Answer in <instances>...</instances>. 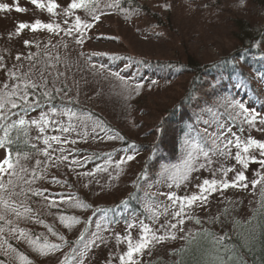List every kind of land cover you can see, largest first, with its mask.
Returning a JSON list of instances; mask_svg holds the SVG:
<instances>
[{"label": "rangeland", "instance_id": "rangeland-1", "mask_svg": "<svg viewBox=\"0 0 264 264\" xmlns=\"http://www.w3.org/2000/svg\"><path fill=\"white\" fill-rule=\"evenodd\" d=\"M134 1L145 5L159 18L145 15L131 24L124 18L129 16L120 14L116 9L120 0H37L36 4L32 0H0V4L9 6V10L0 9V98L19 104V97L28 89L30 100H42L32 112H17L15 119H24L30 127L31 141L36 145L37 153L11 161L18 175L0 173V180L9 190L0 191V197L8 200L10 205L6 209L0 203V215L5 216V220L0 221V264H82L84 255L87 259L83 264H125L120 257L129 250L126 237L131 238L133 244L137 243L142 238L144 227L161 236L176 237L162 239L152 245L151 251L146 249L142 256L136 254L133 257L138 264H152L158 257L170 259L173 252L200 227L214 228L220 234L230 235L233 219L248 217L257 204L262 185L252 184L251 181L259 179L258 173L264 176V166L258 163L264 157L260 156V150L255 146L244 153L245 143L239 137L238 129H229L228 125H224L228 119L224 121V117L217 116L214 126L205 124V133L213 142L217 126L222 124L224 134L218 143L221 146L227 143L225 137L233 140V144L228 146L231 155L221 156L216 151L205 157L196 136L191 134L182 161L170 168L160 169L161 174L156 181L142 186L143 215L134 216L127 224L117 223L110 227L104 217L91 219V208L87 210L86 205L76 206L77 203L82 205L79 194H84L93 207L115 204L129 196L132 179L140 172L148 152L121 154L116 147L124 139L134 146L155 142L159 136L156 124L163 111L182 95L181 86H166L160 93L156 92L162 96L148 99V103L147 99L137 100L140 110L137 114L133 113L123 104L130 105L129 98L141 89L124 79H116L92 60L124 57L122 67L130 69L132 65L138 67L143 59L148 58L182 59L183 51L177 45H181L180 41L169 42L174 37L165 27L171 17L177 24L176 34L184 39L189 50L203 63L211 62L235 48L236 43L230 39L225 26V17H230L228 11L239 17H248L251 9L249 0ZM71 3H78L81 7L72 9ZM52 5L56 7L49 12ZM17 8L24 11H17ZM201 10L214 17H204ZM215 12L218 15H214ZM207 18L210 20L206 21ZM77 19L81 22L79 25ZM211 19L214 23L209 25ZM37 21L41 25L52 23L54 28L37 27L34 30L31 25ZM21 23L30 26L20 29ZM87 24L91 27H84ZM68 29H72L71 33ZM81 36L82 43L78 42ZM188 77L181 76L177 80L182 82ZM33 84L39 87L32 88ZM54 89L63 91L57 93ZM44 91L55 98L42 99ZM77 102L85 109L101 113L103 118L95 119L100 124L107 123V130L103 131L100 125H91V122L86 126L78 124L74 110ZM10 107V104L6 105V109ZM53 108L55 111H52ZM41 118L44 120L42 124H32V121H40ZM69 126V132L60 130ZM40 127L45 131L40 132ZM113 133L120 139H109L110 136L116 137ZM247 134L258 142H264V125L258 122L248 129ZM52 136L61 139L53 141ZM236 137L241 141L239 149L235 146ZM44 138H49L50 146L44 144ZM45 151L49 155L45 156ZM237 152L248 160L247 167L236 160ZM6 153L0 147V162L6 158ZM107 153L112 154L108 155L109 159L105 156ZM98 154L103 155L105 161L92 164L91 155L98 157ZM130 155L134 157L132 160L127 159ZM253 157L257 162L253 161ZM37 161H40L41 167ZM21 168L27 171H20ZM221 169H230L224 177L228 181L242 171L247 181L241 183H248V187H230L212 194L206 205L195 207V218L189 220L184 217V223L178 225L179 231L160 228L161 225L176 222L165 213L164 206L172 203L170 196L183 198L197 194V186L203 179L213 178L212 170L220 172ZM89 171L92 176L84 175ZM214 178L221 179V176ZM9 180L13 184H8ZM29 191L42 192L43 196H30ZM9 193L14 194L9 197ZM53 201L55 207L52 206ZM122 207L125 209L126 204ZM178 207L177 202L174 210ZM226 209L227 216L223 214ZM196 218L201 223H196ZM85 231L90 234L87 243L80 239ZM97 233L99 237L93 245L91 240ZM50 244H59V250L52 251L46 246Z\"/></svg>", "mask_w": 264, "mask_h": 264}, {"label": "trees", "instance_id": "trees-1", "mask_svg": "<svg viewBox=\"0 0 264 264\" xmlns=\"http://www.w3.org/2000/svg\"><path fill=\"white\" fill-rule=\"evenodd\" d=\"M249 2L251 9L248 17H239L231 10L228 11L230 17L220 16L226 18L225 26L228 35L236 45L231 52L217 60L206 63L200 61L194 52L185 45L184 39L182 38V40L176 34L177 24L171 17L168 18L169 22L165 27L171 31V35L174 37L169 42L180 41L181 45H177L183 51L182 59L148 58L143 59L138 67L132 65L130 69L122 67V58L124 57L113 56L114 59L111 60H92L95 65L103 66L100 68L110 75L119 73L125 78V81L137 89H141L129 98L130 105L123 104L127 105L133 113L137 114L140 110L137 100L147 99L148 103V99L154 100L162 96L156 92L160 93L166 86L167 88L171 85L181 86L180 94L182 95L170 108L163 111V115L156 124V133L159 136L155 142L135 144L136 146H134L124 139L116 147V150L121 154L130 151L148 152L140 172L132 179V190L128 194L129 196L115 204L93 207L84 194H79L82 206L86 205L87 210L92 209L91 219L95 216L104 217L108 225L112 227L117 223L127 224L134 216L143 215L145 211L141 202L144 192L142 186L150 185L156 181L158 175L161 174L160 169L170 168L182 161L187 153L188 138L191 134L196 136L197 143L200 144L203 152L215 154L217 148L213 146L212 138L210 139L205 133L207 128L205 124L214 126L217 116L224 117V121L228 119L226 124L224 121L221 122L228 125L229 129L237 128L236 131L245 144L249 138L255 139L249 136L247 131L251 127L249 121L253 116L258 118L257 123L259 118H264V80L260 79L264 75V0H249ZM116 9L121 12L120 14L129 16L124 17L129 23L136 22L145 15L153 19L157 16L145 5H139L134 0H120L116 4ZM201 14L204 17H214L202 10ZM213 14L218 15L216 12ZM209 20V18L206 19V21ZM213 23V20L208 22L209 25ZM181 76L189 77L179 82L177 79ZM137 84L142 87H137ZM241 103L249 111H243L239 107ZM33 110L34 108L27 111L14 109L11 110V113L5 110V118L0 119V140H4L7 145L2 148L11 153L12 162L16 158H27L37 153V147L31 141L30 127L27 123L20 125L19 120H15L17 112L24 113ZM74 110L77 112L78 124L86 126L91 122V125H100L103 131L107 130V123V125L100 124L95 119L103 118L101 113L93 109H85L78 102ZM34 114L37 115V113ZM6 132L7 136H5ZM111 153H107L105 156L109 159L108 155ZM91 156L92 164L105 161L103 155ZM41 158L44 159V157ZM43 159L40 160L41 163ZM41 163L38 164L40 167ZM262 191H264V187L261 188L258 202L248 217L233 219L230 235L220 234V231L214 228L200 227L187 238L183 246L173 252L170 259L158 257L152 264H222V261L230 259V256L224 252L223 247L216 245L215 241L217 237H223L226 234L230 239L226 240L225 244L233 250L235 255L240 257L243 264H264V227H262L264 226V200L261 198ZM28 194L31 196L32 192L29 191ZM123 204H126L125 209L122 207ZM86 226H88L87 223ZM88 235L90 236L89 232L85 231L84 239L81 240L87 243ZM86 259L87 256L84 255L82 264Z\"/></svg>", "mask_w": 264, "mask_h": 264}, {"label": "snow or ice", "instance_id": "snow-or-ice-1", "mask_svg": "<svg viewBox=\"0 0 264 264\" xmlns=\"http://www.w3.org/2000/svg\"><path fill=\"white\" fill-rule=\"evenodd\" d=\"M33 4L37 3V0H32ZM41 7H43V5H40ZM56 7V5H52V7H49V12L52 11V8ZM81 7L80 4L78 3H71V8L72 9H76ZM0 9L3 10H9V6L7 4H0ZM17 11H24V9L22 8H17ZM95 19H98V17H94ZM67 22V21H66ZM77 25H79L81 22L79 19H77L76 21ZM30 25L26 24V23H21L19 24V28L20 29H24L29 27ZM31 27L35 30L37 27H44L47 28L49 30H53L54 26L52 23H47V24H43L41 25L39 23V21H37L36 24L31 25ZM58 27V26H57ZM84 27H91L90 24L84 25ZM69 33H71L72 29H68ZM78 42L82 43L83 39L82 36L81 38L78 40ZM27 43V41L25 42ZM114 76H116L118 79H125L123 76H121L119 73H114ZM260 79L264 80V75H262L260 77ZM155 83V82H153ZM5 87H8L7 85H5ZM32 88H38L39 85L33 84L31 86ZM137 87H142L141 85L137 84ZM55 92L59 93L60 91H63V89L60 90H55ZM28 89H25V92L23 95H21L19 97L20 103L17 104L15 101H10L7 100L5 98H0V119H4V111L7 110L9 113H11L12 109H17L22 107L25 111H27L28 109H32V108H38L40 103L42 102V100H30L28 95H27ZM41 97L43 98H47L48 100L54 99L55 97L52 96L51 94H49L47 91H44L41 93ZM10 104L11 107L10 109H6V105ZM239 107L247 112L249 111L247 108H245V106L241 103L239 104ZM52 111H55V109L53 108ZM67 114V113H66ZM258 118L256 116H253L252 120L249 121V125L253 126L257 123ZM44 122L43 118H41L40 121H32V124L34 125H39L42 124ZM18 123L20 125H24L26 123V121L24 119H19ZM259 123L264 125V118H259ZM71 126L69 127H63L62 129H60L63 132H69ZM218 132L217 134L213 137V144L216 146L217 148V154L224 156V155H231L228 146L233 144V140L231 139H227V137H225L227 143H225L223 145V147L221 146V143H218V141H220L221 136L224 134V126L223 125H218ZM95 130V129H94ZM45 129L43 127H40V132H44ZM5 136H7V132L5 133ZM40 137L38 136L37 139H39ZM109 139H120V137H108ZM60 137L59 136H52L51 140L53 141H60ZM66 142V141H65ZM72 143H75V141H72ZM44 144L45 145H49V138H44ZM6 142L4 140H0V147H6ZM50 146V145H49ZM235 146L237 149L241 148V141L239 137L235 138ZM255 146L257 149L260 150V156L264 157V142H258L255 139H248V142L246 144L243 145V152L247 153L249 151V148ZM45 156L49 155V153L47 151H45ZM203 155L205 157H209V152L204 151ZM134 157L133 156H128L127 159L128 160H132ZM236 160L239 161V163L241 165H243L244 167H247L248 165V160L241 156V154L239 152L236 153L235 156ZM64 159H67V157H64ZM254 162H257L255 160V157L252 158ZM209 163L211 162V160L208 161ZM40 161H37V164H39ZM73 163H77L76 161H73ZM258 163H260L262 166H264V159H261L258 161ZM230 169H221L220 172H216L215 170L213 171V178L211 179H203L202 183L200 185H198V193L197 194H190V195H186L183 198L180 197H175V196H170L169 199L172 201V203L170 205H165V213L169 214L171 216L172 219H174L176 222L175 223H168L166 225H161L160 228L161 229H166V230H171V229H176V230H181L178 228V225H181L184 223V217L187 216V218L189 220L195 218L194 217V209L196 206H203L206 205L209 201V197L212 194L215 193H219V192H223L224 190L232 187V188H243L246 189L248 187V183H241L244 181H247V177L245 176V174L241 171V172H237L233 178L232 181H228L227 179H225L224 177L227 176V172ZM20 171H24L26 172V169L21 168ZM4 172H8L9 175H18V172L16 171L14 165L11 162V153L8 152L6 153V158L0 162V173H4ZM84 175L87 176H92L93 173L92 172H86L84 173ZM216 175H220L221 179H216L214 178ZM259 179L257 180H253L251 181L252 184H260L262 185V187H264V176H260V174L258 173ZM26 183L28 181H25ZM56 183H58V181H54ZM8 184H13L12 180L8 181ZM0 191L3 192H9L8 188H6L5 183L3 180H0ZM14 194V193H9V197ZM18 195V194H17ZM33 196H43L42 192H33L32 193ZM261 198L262 200H264V191L261 192ZM45 199H47V197H45ZM177 202L179 203V207L178 210H174L177 208ZM0 203L4 204L5 208H9L10 205L8 203V200L4 199L3 197H0ZM52 206H56L55 201H53ZM77 207H81L82 205H80L79 203L76 204ZM225 216L229 215L227 209L224 211L223 213ZM63 219V217H62ZM5 220V216L4 215H0V221ZM215 222V220H214ZM85 223H87V221H85ZM196 223H201V221L196 218ZM223 223V222H221ZM68 227H72L71 224L67 225ZM129 227H131V225H129ZM143 227V226H142ZM264 227V226H262ZM149 233H151V235H149ZM207 235V234H206ZM212 235H215V233H212ZM99 237V233L96 234V237L93 238L91 240V243L94 245L96 243V238ZM175 239L176 237L174 235L172 236H161L158 235L156 231H154L153 229H149L144 227L143 228V235L142 238L139 239V241L135 244L132 243L131 238H127L128 240V245H129V250L127 251L125 256H121L120 259L123 260L125 262V264H138V262L136 260L133 259L134 255L136 254H140L141 256L145 253V250H149L151 251L152 249V245L154 243H157L159 241H161L162 239ZM61 241L64 240V237L61 236L60 237ZM80 239H84L83 236L80 237ZM230 239V237L226 234L223 237H217L215 244L219 245L221 247H223L224 252L227 253L230 256V259L222 261V264H243V261H241L240 257L238 255H235L233 250L229 249L227 247V245L225 244V241ZM48 248H50L52 251H57L60 248L59 244H50V245H46ZM43 250V249H42Z\"/></svg>", "mask_w": 264, "mask_h": 264}]
</instances>
